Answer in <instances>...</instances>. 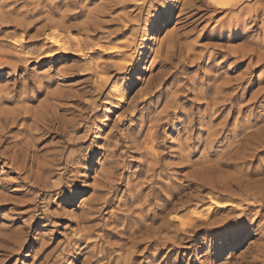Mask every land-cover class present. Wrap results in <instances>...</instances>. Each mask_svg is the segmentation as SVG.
Instances as JSON below:
<instances>
[{
  "label": "rangeland",
  "instance_id": "obj_1",
  "mask_svg": "<svg viewBox=\"0 0 264 264\" xmlns=\"http://www.w3.org/2000/svg\"><path fill=\"white\" fill-rule=\"evenodd\" d=\"M226 1L0 0V264H264V3Z\"/></svg>",
  "mask_w": 264,
  "mask_h": 264
},
{
  "label": "bare ground",
  "instance_id": "obj_2",
  "mask_svg": "<svg viewBox=\"0 0 264 264\" xmlns=\"http://www.w3.org/2000/svg\"><path fill=\"white\" fill-rule=\"evenodd\" d=\"M218 3H223V4H228L227 3V1L226 0H218ZM216 7H218V6H216ZM219 8H225V7H219ZM170 33H171V31H170V29L169 28H167V30H166V32H165V35H164V37H163V41H165L168 37H169V35H170ZM160 34V32H159V30H151V31H148V33H147V38H146V40H147V42H148V44H153L154 42H155V39H156V37H157V35H159ZM61 37V36H60ZM62 39V38H61ZM59 37H57V36H55V35H52V36H50V43L52 44V45H54V47H57L58 48V50L59 51H64V50H66V48H65V43H63V41L64 40H61ZM53 41H57V43H53ZM67 43V42H66ZM148 46V45H147ZM59 53V52H58ZM145 61H146V54L144 53V52H142V54H141V56H140V58H139V64H138V67L139 68H142L143 66H144V64H145ZM264 183V182H263ZM257 183H255V185H256ZM252 185H254V184H252ZM257 185H259V182H258V184ZM256 185V186H257ZM261 185H263L262 187L264 188V184H261ZM260 185V186H261ZM248 187H250L249 185H248ZM211 207H213L214 206V208H217V209H221L222 207L220 206V203L219 202H217V201H212L211 202Z\"/></svg>",
  "mask_w": 264,
  "mask_h": 264
},
{
  "label": "snow or ice",
  "instance_id": "obj_3",
  "mask_svg": "<svg viewBox=\"0 0 264 264\" xmlns=\"http://www.w3.org/2000/svg\"><path fill=\"white\" fill-rule=\"evenodd\" d=\"M208 3L209 4H212V5H215V6H218V7H228V4H223V3H218V0H208ZM262 3H264V0H262ZM259 16H264V11H261L259 13ZM257 33H252V35H256ZM261 35V38H262V41H264V34H260ZM53 43H57V41H53ZM99 47V45L97 46ZM260 47L262 49H264V42H262L260 44ZM103 51H112V52H115V51H119V49H116V48H112V49H102ZM81 55H83V53H81ZM66 195L71 198V193H68L66 192ZM173 219H178V217H173ZM229 227H234L232 225H230Z\"/></svg>",
  "mask_w": 264,
  "mask_h": 264
}]
</instances>
